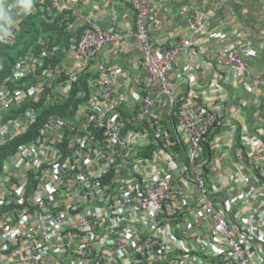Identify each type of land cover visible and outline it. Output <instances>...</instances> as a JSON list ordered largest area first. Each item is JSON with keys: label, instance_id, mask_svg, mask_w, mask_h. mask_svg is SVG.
I'll return each instance as SVG.
<instances>
[{"label": "built area", "instance_id": "2783aa9c", "mask_svg": "<svg viewBox=\"0 0 264 264\" xmlns=\"http://www.w3.org/2000/svg\"><path fill=\"white\" fill-rule=\"evenodd\" d=\"M127 1L135 18L121 32L72 0H30L27 13L19 5L29 0H0L13 21L0 15V46L15 43L23 19L39 10L81 29L71 46L38 39L40 47L7 72L0 60V145L37 126L36 141L16 153L24 177L0 180V264H264V123L242 121L241 106L223 89L235 78L252 102L261 100L264 117L253 40L236 31L229 48L209 49L222 67L219 79L206 82L209 94L194 84L197 65L185 62L191 82L182 90L172 76L175 59L192 47L204 51L210 12L196 8L185 35L153 42L150 0ZM231 2L240 0H218L213 9ZM131 37L145 71L138 88H128L132 77L118 65L86 80L105 44ZM59 55L76 60L66 66L54 60ZM60 103L73 114L51 112ZM28 173L36 175L31 189Z\"/></svg>", "mask_w": 264, "mask_h": 264}, {"label": "crops", "instance_id": "0c3cea01", "mask_svg": "<svg viewBox=\"0 0 264 264\" xmlns=\"http://www.w3.org/2000/svg\"><path fill=\"white\" fill-rule=\"evenodd\" d=\"M218 0H150V10L156 16L158 23L151 29V38L153 42H167L173 38H179L185 35V23L187 16L190 15L196 8H204L211 14V21L205 33L201 37V42L204 46V51L200 52L199 49L192 47L185 55H180L175 59L176 65L172 73L173 78H176L180 82L179 88L187 90L188 85L191 82L189 77L182 72L185 62L190 65H197L198 72L194 77L195 83H200L203 86V93H210V89L206 82L211 79H219L216 74L217 71L222 69L221 66L216 65L209 55V49L213 46H225L229 48L235 41V32H242L244 39L251 38L254 43V56L251 59V71L253 79L264 77V48H260V44L264 45V6H261L256 0H240V2H231L224 4L222 8L216 10L213 9L214 3ZM71 7L77 9L83 14L90 15L95 18L103 28L114 27L115 29L125 32L127 28L133 25L134 12L127 0H72L69 2ZM75 30L64 29L63 31H69L71 37L68 36V43L65 46H71V43H75L78 38L81 29ZM78 30V31H77ZM63 32H61L62 34ZM59 39L63 40L62 35H59ZM71 44V45H70ZM60 45H63L60 44ZM141 49L138 42L134 37L128 38L126 42L107 43L97 53L90 65L89 75L86 80L97 76L99 70L108 65H118L128 70L132 79L128 83V88H138L139 81L137 77L143 76L145 73L141 62ZM59 60H65L64 64L70 66L73 60H76L74 56H57ZM212 63V65H211ZM205 64L208 66L207 71H204L199 65ZM209 64V65H207ZM212 66V67H211ZM231 72H233L231 70ZM232 77V76H231ZM232 82L229 84H223L224 94H227L232 98V103L237 106H241L242 111L246 117L241 119L254 120L256 124L264 123V117L262 116V103L261 100H251L249 94L241 88H237L233 81L235 78H231ZM205 86V87H204ZM194 89H198L194 87ZM200 90V89H199ZM201 91V90H200ZM127 95H130L128 93ZM241 100H247L241 104ZM264 115V113H263ZM239 122V120H238ZM37 129L36 126L29 128L25 134L18 137H14L7 140L0 147H4L10 141H14L21 136L28 141L21 142L17 145V150L20 145H27L34 143L35 132L31 131ZM62 145V144H61ZM63 148V146H61ZM15 150L12 154H8L7 157L0 164V180L5 177H24L22 173L16 168V153ZM28 180L26 186L28 189L35 185L36 175L27 174Z\"/></svg>", "mask_w": 264, "mask_h": 264}, {"label": "trees", "instance_id": "16d2710c", "mask_svg": "<svg viewBox=\"0 0 264 264\" xmlns=\"http://www.w3.org/2000/svg\"><path fill=\"white\" fill-rule=\"evenodd\" d=\"M18 1V0H16ZM45 5H50V0H45ZM51 16L48 15V12H42L41 10L37 11L34 14L28 15L23 19L21 23V27L16 33V42L11 45H1L0 46V60L4 63V67L6 68V72L14 65L18 60L24 56L25 53H28L31 49H35L40 47L39 43L37 42L40 38L49 37L50 42L54 44H69L68 43V36L71 37L69 31L65 30V28L60 25L58 22V17L50 20ZM61 32H63L61 34ZM59 35H62L63 40L59 39ZM73 44V43H71ZM70 44V45H71ZM68 46V45H66ZM34 47V48H32ZM54 60H59V58L54 57ZM73 98L72 94H69V98L65 101H70ZM63 103H60L56 107H52L51 112L56 110L58 113L65 114V111L68 114H73L72 108H61ZM124 105L120 107V109H124ZM55 112V111H54ZM22 115V110L16 111V117ZM37 127V126H36ZM35 130V129H34ZM34 130L31 132L34 133ZM30 137H27L26 140L24 137H20L14 141H10L4 147H0V164L1 161L7 157L8 154H12L15 150H17V145L21 142L28 141ZM34 142L36 139L32 138ZM153 147V145L151 146ZM204 149L207 151L208 146L203 144ZM212 168V158L209 157L208 161L203 164V169L205 172ZM17 182V179H16Z\"/></svg>", "mask_w": 264, "mask_h": 264}, {"label": "clouds", "instance_id": "9594fccd", "mask_svg": "<svg viewBox=\"0 0 264 264\" xmlns=\"http://www.w3.org/2000/svg\"><path fill=\"white\" fill-rule=\"evenodd\" d=\"M18 5H12L13 8L17 7ZM19 7H21L23 9V11L25 13L29 12L31 10V3H30V0L28 3H21L19 5ZM0 15L3 16V19L5 22L11 24L13 21H12V18H11V14L9 13V11L7 10L6 7H3V8H0Z\"/></svg>", "mask_w": 264, "mask_h": 264}]
</instances>
